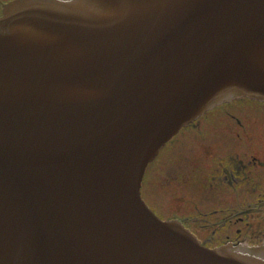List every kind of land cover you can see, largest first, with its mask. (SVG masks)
I'll use <instances>...</instances> for the list:
<instances>
[{
	"label": "water",
	"instance_id": "1",
	"mask_svg": "<svg viewBox=\"0 0 264 264\" xmlns=\"http://www.w3.org/2000/svg\"><path fill=\"white\" fill-rule=\"evenodd\" d=\"M264 100V0H11L0 15V264H264L141 196L184 126Z\"/></svg>",
	"mask_w": 264,
	"mask_h": 264
},
{
	"label": "flooded vegetation",
	"instance_id": "2",
	"mask_svg": "<svg viewBox=\"0 0 264 264\" xmlns=\"http://www.w3.org/2000/svg\"><path fill=\"white\" fill-rule=\"evenodd\" d=\"M9 1L0 0V15ZM186 129L195 131L192 140L170 141L166 161L154 157L155 207H149L162 219L179 220L210 248L263 244L264 100L222 102Z\"/></svg>",
	"mask_w": 264,
	"mask_h": 264
},
{
	"label": "rangeland",
	"instance_id": "3",
	"mask_svg": "<svg viewBox=\"0 0 264 264\" xmlns=\"http://www.w3.org/2000/svg\"><path fill=\"white\" fill-rule=\"evenodd\" d=\"M185 127H183L170 141H172V143H182L181 141L185 142V141H190L193 139L194 136H196L195 134V131L194 130H191V129H186V130H183ZM170 141H168L166 144H164L159 152H158V156L157 159L158 161H166V159L171 155V147L168 145L170 144ZM155 159L152 160L147 168H146V171H145V174H144V178H143V182H142V198L145 200V202L149 205H152L154 206V196L152 194V191H151V188L152 186L155 185V182H156V176L154 174V171H153V167L154 165L156 164L155 162ZM156 160V161H157ZM154 161V162H153ZM191 191V190H190ZM151 206V207H152ZM155 207V206H154ZM152 207V208H154ZM156 210V209H155ZM158 213L161 214V211L159 210H156Z\"/></svg>",
	"mask_w": 264,
	"mask_h": 264
}]
</instances>
